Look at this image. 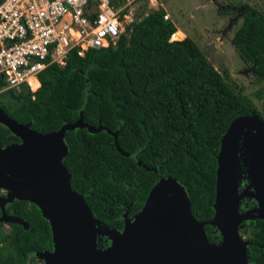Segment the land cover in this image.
<instances>
[{
    "label": "trees",
    "instance_id": "trees-1",
    "mask_svg": "<svg viewBox=\"0 0 264 264\" xmlns=\"http://www.w3.org/2000/svg\"><path fill=\"white\" fill-rule=\"evenodd\" d=\"M163 15L162 9L150 8L128 23L114 44L87 49L83 56L73 49L62 66L46 67L39 88L28 97L0 100L10 117L42 133L74 122L80 112L84 123L100 127L93 133L84 127L65 131L62 163L70 187L82 194L93 216L116 230L125 209L139 210L162 176L183 185L196 220L211 218L221 135L236 116L264 118L193 40H170L176 27ZM231 42L255 77L264 80V14L246 6ZM105 129L116 132L118 149ZM17 142L0 124V146ZM4 210L26 221L27 228L7 223L4 229L0 222V264H37L35 252L52 248L47 220L25 200L6 203ZM203 229L212 241L211 226ZM106 245V237L97 235L96 247ZM255 246L247 248L252 258L264 250Z\"/></svg>",
    "mask_w": 264,
    "mask_h": 264
},
{
    "label": "water",
    "instance_id": "water-1",
    "mask_svg": "<svg viewBox=\"0 0 264 264\" xmlns=\"http://www.w3.org/2000/svg\"><path fill=\"white\" fill-rule=\"evenodd\" d=\"M220 69L224 58L220 47ZM218 69V72H220ZM0 100L17 101L29 96L2 89ZM0 124L19 139L0 146V222L18 223L23 219L8 215L4 206L13 200H25L39 207L50 227L52 249L35 252L43 264H245V242L237 233L247 213L237 214V177L248 179L250 196L257 203L256 218H264V120L256 114L233 118L220 137L215 155L213 215L196 220L189 198L173 176L159 177L150 187L140 209L128 218L123 215L120 230L108 228L95 218L82 194L70 187V173L62 161L67 153V130L92 127L82 120V113L57 130L39 132L29 123L17 122L0 106ZM112 135L118 149L116 132ZM239 159L242 169H239ZM148 169V167H145ZM215 226L220 233L218 245L207 241L203 226ZM97 235L109 244L96 247Z\"/></svg>",
    "mask_w": 264,
    "mask_h": 264
},
{
    "label": "built area",
    "instance_id": "built-area-1",
    "mask_svg": "<svg viewBox=\"0 0 264 264\" xmlns=\"http://www.w3.org/2000/svg\"><path fill=\"white\" fill-rule=\"evenodd\" d=\"M116 1L0 0L2 89L31 94L34 76L53 63L62 66L71 50L83 56L87 49L114 44L121 18L136 0ZM4 193L0 188V196Z\"/></svg>",
    "mask_w": 264,
    "mask_h": 264
},
{
    "label": "rangeland",
    "instance_id": "rangeland-1",
    "mask_svg": "<svg viewBox=\"0 0 264 264\" xmlns=\"http://www.w3.org/2000/svg\"><path fill=\"white\" fill-rule=\"evenodd\" d=\"M246 6L264 14V0H152L151 3L136 0L128 7L126 16L121 18V29L125 31L128 23L138 20L150 8L162 9L168 15L167 20L182 33L176 38L193 40L216 70L220 69L217 46L221 48L224 60L220 73L225 74L226 80L264 115V84L254 79L248 65L242 62L231 43ZM2 224L7 229V223L2 221Z\"/></svg>",
    "mask_w": 264,
    "mask_h": 264
},
{
    "label": "flooded vegetation",
    "instance_id": "flooded-vegetation-1",
    "mask_svg": "<svg viewBox=\"0 0 264 264\" xmlns=\"http://www.w3.org/2000/svg\"><path fill=\"white\" fill-rule=\"evenodd\" d=\"M216 45H217V43H216ZM217 47H219V46H217ZM219 57H220V55H219ZM223 60H224V58H223ZM220 62H221V59H220ZM242 62L245 63L246 65H248V69H249L250 73L253 75L254 79L257 80L258 82H262L264 84L263 79H259V78L257 79L255 77V75L253 73L254 70L252 69V66L249 65L248 63L244 62V61H242ZM222 65H223V61H222ZM217 71H218V69H217ZM263 87H264V85H263ZM255 109L259 113H262L256 107H255ZM254 114H256V113H254ZM247 115H249V114H247ZM259 118H261V117H259ZM261 119L264 120V118H261ZM238 162H239L238 163L239 169L241 170L242 169V163H241L240 159ZM247 185H248L247 177L243 173H240L239 177H237V184H236V192H237V195L239 196L238 197V203H237V214L242 215V214L247 213L249 216L254 215V217L241 220L237 225V233H238L239 237L242 239V241L245 242V246H246V263L245 264H250L252 257L250 255H248L247 248L251 247L252 244H255L256 245L254 248L255 251H257V249H261V248L264 249V218H256V216H255L256 213L253 210L257 207V203H256L255 199L250 196L252 189L247 188ZM125 212H126V216L128 218H132V216L136 213V212H134L132 214H129L128 209H125V211L122 213V216H121L122 221H123V215ZM122 225H123V223H122ZM208 232L212 236V241L208 240V238L206 237L207 241L210 242L211 244L218 245L220 240H221L219 230L215 226H211V229ZM108 244H109V241L107 240V245ZM44 250H48V249H44ZM50 250H48V251H50ZM35 259H37V261H36L37 264H43L42 259H39L36 256H35ZM252 259L255 262V264H264V250L255 252L253 254Z\"/></svg>",
    "mask_w": 264,
    "mask_h": 264
},
{
    "label": "bare ground",
    "instance_id": "bare-ground-1",
    "mask_svg": "<svg viewBox=\"0 0 264 264\" xmlns=\"http://www.w3.org/2000/svg\"><path fill=\"white\" fill-rule=\"evenodd\" d=\"M175 35H176V33H175ZM175 35L173 36V38H174V39H177ZM41 72H42V71H40L38 74H36V75L34 76V79H33V81H32L31 84H30V87H31V90H32L33 93L39 88V85H40V82H39V74H40ZM34 82H36V83L38 84L36 87H33Z\"/></svg>",
    "mask_w": 264,
    "mask_h": 264
},
{
    "label": "crops",
    "instance_id": "crops-1",
    "mask_svg": "<svg viewBox=\"0 0 264 264\" xmlns=\"http://www.w3.org/2000/svg\"><path fill=\"white\" fill-rule=\"evenodd\" d=\"M175 31H176V33H177L179 30H178V29H176ZM183 37H184V35H183Z\"/></svg>",
    "mask_w": 264,
    "mask_h": 264
}]
</instances>
